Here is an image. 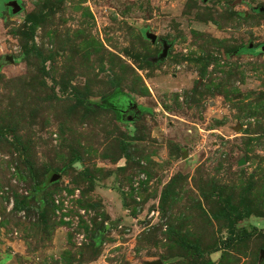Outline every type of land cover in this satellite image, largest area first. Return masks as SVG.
I'll return each mask as SVG.
<instances>
[{"label": "rangeland", "instance_id": "1", "mask_svg": "<svg viewBox=\"0 0 264 264\" xmlns=\"http://www.w3.org/2000/svg\"><path fill=\"white\" fill-rule=\"evenodd\" d=\"M9 1L0 0V264H197L171 224L203 259L264 264V0H19L17 14ZM162 40L170 48L156 61ZM240 46L254 51L232 52ZM130 104L141 108L133 121L119 110ZM173 179L175 204H162ZM229 196L249 205L238 225L254 234L223 256L213 250L226 222L213 212Z\"/></svg>", "mask_w": 264, "mask_h": 264}, {"label": "trees", "instance_id": "2", "mask_svg": "<svg viewBox=\"0 0 264 264\" xmlns=\"http://www.w3.org/2000/svg\"><path fill=\"white\" fill-rule=\"evenodd\" d=\"M25 18L27 19L28 22H30L29 29L31 28L32 32H35V27L38 24V18L36 15L32 13H27L25 15ZM146 35V34H145ZM35 46V45H34ZM35 49H37L35 47ZM34 49H31L33 51ZM31 51L29 50L27 53L32 54ZM35 51V50H34ZM250 51H254L253 48H247L245 46H240L238 48L233 49L232 52L236 53H247ZM150 60V58H148ZM99 106H102V104H98ZM131 120L130 118H128ZM135 120V119H134ZM16 143L21 149L22 155L26 158V164L29 167V170L31 171L32 168L35 167V162L33 158L30 155V149L28 142L23 141L22 139H16ZM172 183H174V179L169 181L168 184L165 185L162 191V204L170 205L172 203L173 205L175 204L174 201L176 200V190L172 189ZM49 183L48 180H43L42 186H38V184L35 186V189L38 190H44L46 187H48ZM175 188V187H174ZM220 196V195H219ZM44 202L45 199L43 198ZM47 205L51 206L54 205L55 202H51L47 200ZM136 212V211H135ZM137 213V212H136ZM251 215V209L246 202H243V209H241L234 201L233 199L229 196L226 200L225 203L220 205L217 211L213 212V216H215L218 220L220 221H225L226 222V229H227V235L222 237L219 240V243H216L214 246L213 251H218L222 250L223 251V256L226 255L227 249L244 242L246 240H249L250 237L253 236L254 232L252 230H249L248 228H243L238 225V221L245 216ZM105 221L100 222V223H94L95 226H97V230L93 232L91 236V245L94 247H99L106 239L105 233L106 230L108 229L107 226H105ZM169 232L176 237L179 242L188 249V251L197 258V264H215V261L212 258L208 259H203L205 252L202 250L201 245L197 240H190L186 236L182 235L180 230L173 224L169 226ZM263 251H264V243L262 244Z\"/></svg>", "mask_w": 264, "mask_h": 264}, {"label": "water", "instance_id": "3", "mask_svg": "<svg viewBox=\"0 0 264 264\" xmlns=\"http://www.w3.org/2000/svg\"><path fill=\"white\" fill-rule=\"evenodd\" d=\"M7 4L11 7L13 14L19 13L22 10V8H23L22 4H21V2L19 0H10L9 2H7ZM262 9H264V8H262ZM145 34H146V37L148 39H150L153 43L158 41L157 34H154V33L150 32V31H146ZM162 42H163L164 48H163L162 53L159 56L154 58V60H156V61L165 58L167 56L169 48H170V44L166 40H162ZM261 50L264 51V44L261 46ZM9 59L14 62V58L13 57H10ZM60 178H61V175L59 173H54L52 175L50 181H57ZM263 254H264V251H263ZM148 264H163V262L160 261V260L159 261H151V262H148Z\"/></svg>", "mask_w": 264, "mask_h": 264}, {"label": "flooded vegetation", "instance_id": "4", "mask_svg": "<svg viewBox=\"0 0 264 264\" xmlns=\"http://www.w3.org/2000/svg\"><path fill=\"white\" fill-rule=\"evenodd\" d=\"M121 113H123L127 118H132L130 121H133L138 117V112L141 108L135 104H130L127 108H120Z\"/></svg>", "mask_w": 264, "mask_h": 264}, {"label": "crops", "instance_id": "5", "mask_svg": "<svg viewBox=\"0 0 264 264\" xmlns=\"http://www.w3.org/2000/svg\"><path fill=\"white\" fill-rule=\"evenodd\" d=\"M151 261H155V260H150L149 262H151Z\"/></svg>", "mask_w": 264, "mask_h": 264}, {"label": "built area", "instance_id": "6", "mask_svg": "<svg viewBox=\"0 0 264 264\" xmlns=\"http://www.w3.org/2000/svg\"><path fill=\"white\" fill-rule=\"evenodd\" d=\"M153 213H155V210L153 211Z\"/></svg>", "mask_w": 264, "mask_h": 264}]
</instances>
